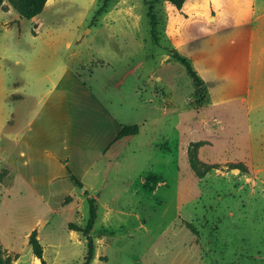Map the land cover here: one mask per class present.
<instances>
[{
  "label": "rangeland",
  "instance_id": "obj_1",
  "mask_svg": "<svg viewBox=\"0 0 264 264\" xmlns=\"http://www.w3.org/2000/svg\"><path fill=\"white\" fill-rule=\"evenodd\" d=\"M216 2L51 0L34 19L2 4L0 243L12 264H41L33 230L46 264H83L86 236L69 224L87 225L88 200L90 264H264V101L233 98L220 50L200 58L209 31L260 25L264 0L253 12ZM236 43L225 41L232 66ZM175 50L215 77L207 102Z\"/></svg>",
  "mask_w": 264,
  "mask_h": 264
},
{
  "label": "crops",
  "instance_id": "obj_2",
  "mask_svg": "<svg viewBox=\"0 0 264 264\" xmlns=\"http://www.w3.org/2000/svg\"><path fill=\"white\" fill-rule=\"evenodd\" d=\"M50 1L51 0H47L44 8L47 7V4ZM214 3L219 5V3L217 4L216 0H212V4ZM257 3L258 0H251V3H245L243 0H238L234 9L240 11L241 8L244 7L246 10L251 9L253 12L258 8ZM261 10L262 13L256 15V20L264 17V5L261 7ZM18 19H20L19 15ZM217 20L215 22H217ZM252 22L253 24L249 25L248 27L245 25L239 26L240 24L237 25V22H235L232 25L233 27L227 31H209L207 33V39L205 38L206 41L204 39L202 42V47L203 43L206 46L204 47V51H202L200 54V58L205 57L206 59L208 58V60H212V54L214 51H221L220 54L215 58L216 66L219 69L218 77L224 84L229 86L230 90L234 93L233 98L239 99L242 103L244 102L249 109H252L255 104L261 105L264 101V97L262 95L258 96L260 99L256 98L255 95L256 91H264V66H260L255 71H253L250 67V63L253 59H256L260 65H262L264 62V19L260 25L255 26V20ZM231 37L237 39V43L234 47L233 58L236 66L230 65L231 60L230 63H227V60L224 59L225 51L228 48L225 45V41ZM202 47L200 50H202ZM254 47L257 49L256 53H253ZM180 48L181 47L178 45V49ZM187 58L191 61L193 67L204 80V82L206 76H209L211 79L215 80V77L213 75L211 76L210 72L205 71L202 68L200 69V67H195L192 60L189 57ZM250 93L251 98H249ZM120 128H118L112 135L109 141L110 144H107V148L112 144L113 139ZM107 148L105 147V149ZM262 170H264V168H258L257 173L261 172ZM76 177L79 178L78 176ZM63 194L65 195L68 193H62V196H64Z\"/></svg>",
  "mask_w": 264,
  "mask_h": 264
},
{
  "label": "trees",
  "instance_id": "obj_3",
  "mask_svg": "<svg viewBox=\"0 0 264 264\" xmlns=\"http://www.w3.org/2000/svg\"><path fill=\"white\" fill-rule=\"evenodd\" d=\"M166 1L170 2L177 9H181L186 0H166ZM4 2H7L18 13L20 18L32 19L38 16L39 14H41L47 0H0V7ZM101 11H104V9L98 10V12ZM172 57L186 68L189 76L192 79L195 88V94L196 96H199L198 97L199 103L201 104L207 102L206 101L208 94L207 85L204 82V80L200 77L198 72L195 70L191 61L177 50L172 52ZM137 131H138L137 125L122 126L118 131V133L116 134V136L114 137L113 141L126 138L129 135H135L137 134ZM193 163L194 164L198 163L196 158H194ZM207 167L213 168L214 166H207ZM69 177L73 181L75 186L79 188L83 187L81 180L77 178L74 174H70ZM86 191L87 190H85L84 193H86ZM88 202H89V220L87 222V225L84 228H80L75 224L72 223L69 224L71 230L81 231L86 236L87 253L84 258L83 264H90L94 259V241L91 232L96 219V207L93 205L92 200H88ZM28 243L32 248L33 254L36 256V258L40 260L41 264H46L45 260L43 259V247L38 239V233L36 230H33L29 235ZM14 260L15 258L12 255L8 254L3 249L0 243V264H12Z\"/></svg>",
  "mask_w": 264,
  "mask_h": 264
}]
</instances>
